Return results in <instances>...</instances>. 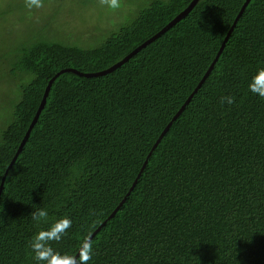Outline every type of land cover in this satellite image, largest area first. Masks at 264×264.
<instances>
[{"label":"trees","instance_id":"16d2710c","mask_svg":"<svg viewBox=\"0 0 264 264\" xmlns=\"http://www.w3.org/2000/svg\"><path fill=\"white\" fill-rule=\"evenodd\" d=\"M45 1L54 15L61 11L62 0ZM191 1H142L129 21L92 44L43 35L48 20L27 37L7 31L0 79L14 81L18 94L0 118V182L56 72L110 67ZM244 1L198 0L114 71L55 78L0 195V264H34L31 237L62 216L72 227L51 243L70 259L84 244L73 264L85 262L89 244L86 264H264V99L245 87L264 64V0L248 2L127 195ZM26 8H33L27 0H6L0 16L18 20ZM225 95L235 102L221 104ZM37 208L48 212L47 222L32 220Z\"/></svg>","mask_w":264,"mask_h":264},{"label":"rangeland","instance_id":"374dc122","mask_svg":"<svg viewBox=\"0 0 264 264\" xmlns=\"http://www.w3.org/2000/svg\"><path fill=\"white\" fill-rule=\"evenodd\" d=\"M5 1L0 2V7L3 6ZM93 1L84 4L80 0H62L60 4L61 11L57 12V15H54L55 5H47L48 1H45V4L42 3L39 8L33 7L31 10L26 8L24 16L17 15L18 20H14L13 16L2 15L0 16V25H6L7 27L0 26V39L7 36L8 32L11 33L10 30L16 36L19 33L21 37H27L33 34L37 26L41 27L50 21L49 28L45 29L43 35L51 36L63 42L79 43L81 45L92 44L94 41L98 42L101 37L110 31L117 29L120 24L129 21L140 8L142 1L145 5L149 2V0H115V7H113L112 0ZM29 11L35 13L32 12L31 14ZM17 94V84L14 81L0 79L1 119L8 117L11 104L13 99H16Z\"/></svg>","mask_w":264,"mask_h":264},{"label":"clouds","instance_id":"9594fccd","mask_svg":"<svg viewBox=\"0 0 264 264\" xmlns=\"http://www.w3.org/2000/svg\"><path fill=\"white\" fill-rule=\"evenodd\" d=\"M28 7H41V0H27ZM112 6L115 7V0H112ZM245 87L247 91L264 99V64L256 67L248 79ZM235 102L232 95H225L220 98L221 104L231 105ZM48 212L45 209L37 208L31 211V218L34 222H47ZM72 227V220L67 216H62L54 222L48 223L47 227L41 228L35 232L29 241V248L31 250V259L34 264H73V261L65 255H61L59 251L52 247L53 241L59 242L66 235L68 230ZM89 255L85 257L86 260L90 258L91 245L88 246Z\"/></svg>","mask_w":264,"mask_h":264},{"label":"water","instance_id":"95a60500","mask_svg":"<svg viewBox=\"0 0 264 264\" xmlns=\"http://www.w3.org/2000/svg\"><path fill=\"white\" fill-rule=\"evenodd\" d=\"M198 0H192L188 6L185 7L184 10H182L180 13H178L172 20H170L163 28H161L157 33H155L153 36H151L150 38H148L147 40H145L144 42H142L140 45H138L136 48H134L131 52H129L127 55H125L121 60H119L118 62H116L115 64L111 65L110 67L104 69V70H101V71H98V72H91V73H83V72H80L76 69H73V68H64V69H61L59 70L58 72H56L48 81L47 85H46V88L43 92V95H42V98H41V101L37 107V110L18 146V149L16 150L14 156L12 157L10 163L8 164L7 168L5 169L4 173H3V176L1 178V182H0V195L2 193V190H3V187H4V183H5V179H6V175H7V172L9 171V169L12 167V165L14 164L17 156L19 155V153L21 152L22 150V147L24 146L27 138L29 137L35 123L37 122L38 118H39V115L40 113L42 112L44 106H45V103H46V99H47V96H48V93H49V90H50V87H51V84L52 82L55 80V78L63 73V72H67V71H70V72H73V73H76V74H79V75H84V76H100V75H105L107 73H110L112 71H114L116 68H118L120 65H122L124 62H126L134 53H136L137 51H139L141 48H143L144 46H146L148 43H150L151 41H153L154 39H156L158 36H160L163 32H165L168 28H170L173 24H175L177 21H179L182 17H184L192 8L193 6L196 4ZM250 0H245L244 3L242 4L240 10L238 11L237 15L235 16L230 28L228 29L226 35L224 36L221 44H220V47L214 57V59L212 60L210 66L208 67L207 71L205 72V74L203 75V77L201 78V80L198 82L197 86L194 88V90L190 93V95L187 97V99L185 100V102L181 105V107L177 110V112L173 115V117L171 118V120L167 123V125L164 127V129L161 131V133L159 134L157 140L154 142V144L152 145V148L150 149L149 153L147 154L146 156V159L144 160L143 162V165L141 166L135 180L133 181L130 189L128 190L127 192V195L130 193V191L133 189V187L135 186L136 184V181L138 179V177L141 175L147 161H148V158L150 157L153 149L155 148V146L157 145V143L161 140L162 136L166 133V131L168 130L169 126L171 125V123L179 116V114L182 112V110L184 109V107L189 103L190 99L192 98V96L196 93V91L198 90V88L200 87V85L202 84V82L204 81V79L206 78L207 74L210 72V70L212 69L213 65L215 64V62L217 61L218 57L220 56L224 46H225V43L227 42L233 28L235 27L236 25V22L238 21L239 17L241 16L244 8L246 7V5L248 4ZM126 197V196H125ZM125 197L122 199V201L120 202V204L124 201ZM118 206L116 207V209L112 212L111 215L108 216V218L106 220H104L100 225L99 227L86 239L85 242H88L92 237L93 235L100 229L101 226H103L106 221L112 217V215L114 214V212L117 210ZM84 242V243H85ZM84 245V244H83ZM83 245L79 248V250L76 252V254L74 255V257L71 259L73 262L75 261V259L78 257V255L80 254L81 250H82V247Z\"/></svg>","mask_w":264,"mask_h":264}]
</instances>
